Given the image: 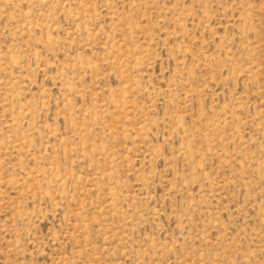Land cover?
<instances>
[{
  "label": "rangeland",
  "instance_id": "374dc122",
  "mask_svg": "<svg viewBox=\"0 0 264 264\" xmlns=\"http://www.w3.org/2000/svg\"><path fill=\"white\" fill-rule=\"evenodd\" d=\"M0 264H264V0H0Z\"/></svg>",
  "mask_w": 264,
  "mask_h": 264
}]
</instances>
